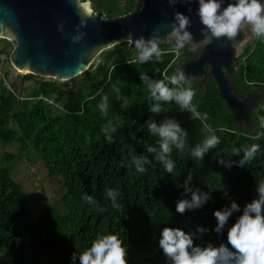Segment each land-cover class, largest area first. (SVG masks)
<instances>
[{"label": "trees", "instance_id": "16d2710c", "mask_svg": "<svg viewBox=\"0 0 264 264\" xmlns=\"http://www.w3.org/2000/svg\"><path fill=\"white\" fill-rule=\"evenodd\" d=\"M133 6L131 2L124 11ZM159 47L161 61L154 58L143 64L126 42L106 49L87 72L71 80L70 88L42 78L26 86L20 100L0 87V142H17L21 154L29 148L36 152L47 174L62 178L65 189L59 198L62 211L49 206L32 216L27 209L29 195L12 176L15 156L4 155L5 166L0 171V264H71L72 253L83 252L98 235L105 234H118L123 240L128 264H167L158 245L165 226L192 232L200 226L206 231L195 244H227L228 225L223 233L214 232L213 211L228 205L229 198L242 209L256 196L257 184L264 181V136L254 139L264 132L259 119L264 117V102L252 113L256 130L249 133L238 121L237 111L220 98L209 76L207 90L198 80L191 81L196 93L193 103L199 113L207 114V120L181 112L175 102H161L163 111L151 113L149 109L156 101L140 74L152 79L170 77L179 66L197 59L200 52L190 45L178 51L174 40ZM246 55H250L248 60L241 57L236 61L238 71L231 82L239 94L251 93L254 88L264 91V40L256 38ZM31 78L33 82L35 77ZM104 96L109 106L106 115L99 109ZM168 118L178 120L187 131L185 148H173L170 157L179 177L167 173L156 154L147 151L149 147L159 150V137L150 133L146 121L154 119L159 124ZM109 122L116 128L111 143L102 131ZM205 123L211 125L220 143L199 160L191 150L208 135ZM252 144H258L259 151L243 167L233 163L229 169L217 162L222 156L228 159L226 154L232 149L240 150V156L233 155L231 160H239ZM145 156L150 163L141 173L133 160ZM189 173L193 175L192 186L209 192L211 198L202 207L181 215L176 213L175 203L183 188L175 184L183 183ZM109 189L119 193L117 202L124 206L126 219L113 207ZM85 196H92L95 203L86 201ZM237 215L230 217L229 224Z\"/></svg>", "mask_w": 264, "mask_h": 264}, {"label": "clouds", "instance_id": "9594fccd", "mask_svg": "<svg viewBox=\"0 0 264 264\" xmlns=\"http://www.w3.org/2000/svg\"><path fill=\"white\" fill-rule=\"evenodd\" d=\"M168 3L172 6L177 0H168ZM188 3L190 4L191 0H188ZM196 3L198 5L196 15L203 25L202 40L199 41L201 46L218 40L223 41L221 47H227V42H235L238 35L249 30L253 37L264 40V3L261 0H229L226 5L225 0H196ZM72 4L79 16V24L75 26V34L71 35L70 40L79 43L85 36L80 29L86 27V18L93 17L94 13L91 10L90 0L88 2L72 0ZM188 11H191V7ZM191 24L192 20L188 15L180 11L173 13L170 38L175 39V47L178 51L184 49L186 45H195L193 34L189 31ZM58 30L63 31V22L58 25ZM160 41L161 37L155 30L148 39L144 36L133 37L131 34L128 37L129 44L134 45L137 50V61L142 64L154 58L157 62L161 61L163 52L159 47ZM140 80L147 85L151 98L156 101L149 109L151 113L159 114L163 111L161 102H175L181 112L188 111L197 119L207 120V114L199 113L197 105L193 103L196 93L182 69H177L174 75L164 79H152L146 73H142ZM108 107V98L104 96L99 104L103 115L107 114ZM259 119L260 126L264 128V117ZM146 123L150 133L159 137V150L149 147L147 151L156 154V158L164 165L167 173L179 177L180 174L175 171V163L170 157L173 148L181 151L185 148L187 131L178 120L171 118L159 124L154 119ZM203 128L208 135L191 150V155L199 160H203L205 155L220 143L211 125L205 123ZM102 131L107 141L111 143V133L115 132L116 128L109 122ZM261 136H264V132L258 133L254 139L259 140ZM258 151L259 145L252 144L243 150L239 160L233 162L231 157L240 156V150L232 149L226 154L228 159L222 156L217 158V162L229 169L233 163L237 167H243L255 158ZM133 163L136 165V170L142 173L146 171L144 165L149 164L150 161L145 156L134 158ZM192 179L193 175L189 173L183 183L175 184L177 188H183L180 198L175 203V211L181 215L186 211L202 207L211 198L209 192L193 187ZM255 192L256 196L245 202L242 209L235 199L229 198L228 205L213 211L216 219L214 232L221 234L228 225L227 244L223 242L219 245H213L211 242L203 246L195 244L194 240L206 231L200 226H197L196 232L185 231L180 227H163L160 230L158 245L167 264H264V181L257 184ZM107 195L113 207L126 219L124 206L117 202L119 193L109 189ZM84 199L89 203H95L92 196H85ZM234 213L239 215L229 224V219ZM77 260L79 264H128V251L118 234L98 235L91 246L83 252L71 254V264H75Z\"/></svg>", "mask_w": 264, "mask_h": 264}, {"label": "water", "instance_id": "95a60500", "mask_svg": "<svg viewBox=\"0 0 264 264\" xmlns=\"http://www.w3.org/2000/svg\"><path fill=\"white\" fill-rule=\"evenodd\" d=\"M228 2L225 0V5ZM197 6L196 0H191L190 4L188 0H177L172 6L168 0H139L127 15L105 18L102 12L86 18V27L80 29L85 33L84 38L73 43L70 37L75 34L79 16L72 0H0V37L12 44L10 61L13 66L9 77L18 88V98L24 99L25 88L32 82L30 75L67 82L87 72L106 49L126 42L129 51L136 50L128 42L129 34L148 39L155 30L161 37L159 45L175 41L170 38L171 22L173 13L180 11L192 20L189 31L195 45L190 46L200 52L197 59L177 69H182L190 81L198 80L206 90L210 76L220 98L237 111L244 130L253 133L256 126L252 113L264 102V91L239 94L231 80L238 69L236 59L254 37L249 30L238 35L235 42H227V47H221L223 41L218 40L201 46L203 25L196 15ZM62 22L63 31H60L58 25ZM21 70L28 72L21 73Z\"/></svg>", "mask_w": 264, "mask_h": 264}, {"label": "rangeland", "instance_id": "374dc122", "mask_svg": "<svg viewBox=\"0 0 264 264\" xmlns=\"http://www.w3.org/2000/svg\"><path fill=\"white\" fill-rule=\"evenodd\" d=\"M3 41L9 44V49H12L10 41ZM98 60L99 56L93 63ZM6 68H10V66L7 64ZM34 77V81L29 86H33L36 80L42 79ZM60 83L66 88H70L72 85L71 81ZM6 153L15 156L12 176L23 187L25 193L29 195V202L27 203L29 213L36 217L43 209L49 206H54L62 211V206L59 203V198L65 191L62 178L49 176L44 169L42 160L30 148L27 152L21 154L17 142H0V171L5 166L3 158Z\"/></svg>", "mask_w": 264, "mask_h": 264}, {"label": "flooded vegetation", "instance_id": "af4514ba", "mask_svg": "<svg viewBox=\"0 0 264 264\" xmlns=\"http://www.w3.org/2000/svg\"><path fill=\"white\" fill-rule=\"evenodd\" d=\"M85 1L88 2V0H85ZM131 2L134 3V6H133V9H134L138 5L139 0H90V5H91L92 12L94 13V15L100 14V13L102 14L103 12L104 13L103 17L105 18H116V17L127 15L133 10L132 9L129 12L124 11ZM255 40L256 38L254 37V40L250 44L247 45V47L239 55L236 61L241 57H243L244 61L248 60L250 55H246V52L248 51L249 48L254 46ZM253 91H257V88H254Z\"/></svg>", "mask_w": 264, "mask_h": 264}, {"label": "built area", "instance_id": "2783aa9c", "mask_svg": "<svg viewBox=\"0 0 264 264\" xmlns=\"http://www.w3.org/2000/svg\"><path fill=\"white\" fill-rule=\"evenodd\" d=\"M3 40L7 39L0 37V87L11 94H14L18 98V89L9 77L10 70L13 66L10 61V53L12 49H9V44H6ZM7 64L10 68H6ZM49 103L52 105L53 99L49 100Z\"/></svg>", "mask_w": 264, "mask_h": 264}, {"label": "bare ground", "instance_id": "6f19581e", "mask_svg": "<svg viewBox=\"0 0 264 264\" xmlns=\"http://www.w3.org/2000/svg\"><path fill=\"white\" fill-rule=\"evenodd\" d=\"M26 72H28L27 70H21V73H26Z\"/></svg>", "mask_w": 264, "mask_h": 264}]
</instances>
